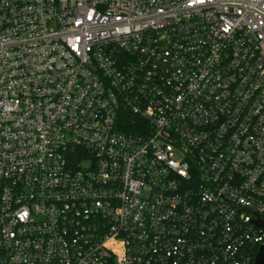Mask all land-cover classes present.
<instances>
[{
	"label": "built area",
	"instance_id": "1",
	"mask_svg": "<svg viewBox=\"0 0 264 264\" xmlns=\"http://www.w3.org/2000/svg\"><path fill=\"white\" fill-rule=\"evenodd\" d=\"M264 0H0V264H255Z\"/></svg>",
	"mask_w": 264,
	"mask_h": 264
},
{
	"label": "water",
	"instance_id": "2",
	"mask_svg": "<svg viewBox=\"0 0 264 264\" xmlns=\"http://www.w3.org/2000/svg\"><path fill=\"white\" fill-rule=\"evenodd\" d=\"M264 226V224H262ZM255 264H264V244L261 246L260 252L256 256Z\"/></svg>",
	"mask_w": 264,
	"mask_h": 264
}]
</instances>
